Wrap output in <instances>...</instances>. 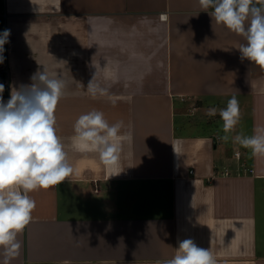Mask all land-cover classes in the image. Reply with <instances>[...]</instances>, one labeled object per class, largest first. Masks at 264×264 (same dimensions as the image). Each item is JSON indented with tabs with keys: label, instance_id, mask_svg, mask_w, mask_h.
<instances>
[{
	"label": "crops",
	"instance_id": "crops-1",
	"mask_svg": "<svg viewBox=\"0 0 264 264\" xmlns=\"http://www.w3.org/2000/svg\"><path fill=\"white\" fill-rule=\"evenodd\" d=\"M6 29L0 95L6 103L44 68L62 78L55 115L73 167L30 193L37 206L11 264H156L185 239L218 264H264V156L222 142L219 114L207 115L235 95L236 133L264 129V70L241 60L243 37L198 0H0ZM92 80L106 95L87 93ZM92 109L124 122L118 175L71 147ZM239 165L254 171L222 173Z\"/></svg>",
	"mask_w": 264,
	"mask_h": 264
},
{
	"label": "clouds",
	"instance_id": "clouds-1",
	"mask_svg": "<svg viewBox=\"0 0 264 264\" xmlns=\"http://www.w3.org/2000/svg\"><path fill=\"white\" fill-rule=\"evenodd\" d=\"M202 11L208 12L217 25L243 37L237 48L241 60H248L264 70V0H198ZM10 30L0 32V64L5 60V44ZM31 85L21 86L11 93L5 103L0 95V255L2 264L20 255L19 235L32 222L36 201L30 193L55 187L73 173L65 144L57 131L55 111L65 95L66 82L50 76L47 70L32 76ZM5 87L0 83V94ZM92 97L106 95V90L93 80L87 86ZM222 120L224 135L253 157L264 156V129L252 135L236 133L241 121L239 101L233 95L226 107L207 109L208 116ZM122 120L109 123L102 111L92 109L81 114L74 122L71 147L80 153H98L100 161L115 172L119 167L122 142ZM232 133H236L232 135ZM175 151V150H174ZM112 176V175H111ZM67 264V262H65ZM156 264H218L209 249L198 247L192 239L179 242L175 255L157 260Z\"/></svg>",
	"mask_w": 264,
	"mask_h": 264
},
{
	"label": "built area",
	"instance_id": "built-area-1",
	"mask_svg": "<svg viewBox=\"0 0 264 264\" xmlns=\"http://www.w3.org/2000/svg\"><path fill=\"white\" fill-rule=\"evenodd\" d=\"M196 108V107H194ZM234 156L240 160L242 158V153L238 150V149H235L234 150ZM235 170V171H234ZM251 171L253 172L254 169L252 167H246V166H243V165H239L237 166L235 169H230L229 167H225L224 170L222 171L223 174H227V175H230L231 173L233 172H236V173H241V171L243 172H246V171Z\"/></svg>",
	"mask_w": 264,
	"mask_h": 264
},
{
	"label": "rangeland",
	"instance_id": "rangeland-1",
	"mask_svg": "<svg viewBox=\"0 0 264 264\" xmlns=\"http://www.w3.org/2000/svg\"><path fill=\"white\" fill-rule=\"evenodd\" d=\"M7 78H8V69L4 60V62L0 64V81L6 82Z\"/></svg>",
	"mask_w": 264,
	"mask_h": 264
}]
</instances>
